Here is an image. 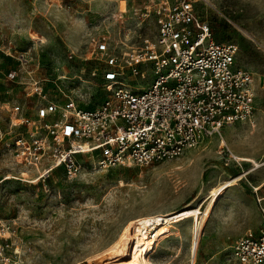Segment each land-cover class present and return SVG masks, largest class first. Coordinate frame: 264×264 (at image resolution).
Masks as SVG:
<instances>
[{
	"label": "rangeland",
	"instance_id": "1",
	"mask_svg": "<svg viewBox=\"0 0 264 264\" xmlns=\"http://www.w3.org/2000/svg\"><path fill=\"white\" fill-rule=\"evenodd\" d=\"M152 1L0 0V216L4 226L12 225L7 250L12 264H102L104 250L133 217L193 207L200 209L201 220L212 189L231 179L203 221L195 255L196 222L190 217L157 233L149 261L238 264L232 243L264 220V0L196 2L215 39L235 43L237 65L254 72V125L225 126L221 137H206L171 160L106 171L88 165L74 180L65 177L63 167L38 178L35 170L15 162L10 144L23 127L11 123L12 106L35 115L45 104L33 95L35 81L48 98H72L85 108L101 104L109 96L104 63L90 41L105 34L119 41L127 30L134 31L129 46L153 37L154 19L136 29L135 17L137 8ZM153 78L150 71L146 79L128 77L125 84L136 90ZM246 158L262 164L252 169Z\"/></svg>",
	"mask_w": 264,
	"mask_h": 264
},
{
	"label": "built area",
	"instance_id": "2",
	"mask_svg": "<svg viewBox=\"0 0 264 264\" xmlns=\"http://www.w3.org/2000/svg\"><path fill=\"white\" fill-rule=\"evenodd\" d=\"M196 2L153 0L137 8L136 29L153 18L156 32L136 46L126 42L133 30L119 41L110 34L92 38V53L103 60L101 74L109 92L94 108L81 107L72 98H48L35 81L33 95L45 104L33 116L20 105L11 108V123L23 127L10 144L15 162L35 170L38 178L63 167L65 177L74 180L88 165L106 171L171 160L206 137H221L225 125H254V72L237 65L235 43L215 39ZM150 71L154 78L147 87L132 90L125 84L128 77L146 79ZM3 222L0 216V262L12 264L7 251L12 225ZM231 248L238 264H264V220Z\"/></svg>",
	"mask_w": 264,
	"mask_h": 264
},
{
	"label": "bare ground",
	"instance_id": "3",
	"mask_svg": "<svg viewBox=\"0 0 264 264\" xmlns=\"http://www.w3.org/2000/svg\"><path fill=\"white\" fill-rule=\"evenodd\" d=\"M246 159L253 162L252 169L262 164L257 158ZM233 180L234 179L228 180L212 189V198L201 220L200 209L193 207H185L176 211L148 210L133 217L124 226L118 238L104 250L103 255H105V257L100 261L102 264H152L148 259V253L153 248L157 233L163 227L173 222L185 220L190 217H193L196 222V235L192 246L195 255L199 244V232L205 217L210 215L212 211L211 205L217 200L219 195H221V192L228 188ZM257 187L259 188L260 185Z\"/></svg>",
	"mask_w": 264,
	"mask_h": 264
},
{
	"label": "crops",
	"instance_id": "4",
	"mask_svg": "<svg viewBox=\"0 0 264 264\" xmlns=\"http://www.w3.org/2000/svg\"><path fill=\"white\" fill-rule=\"evenodd\" d=\"M236 123H245V122H236ZM236 123H234V124H236ZM230 125H233V124H230ZM225 126H228V125H225ZM225 126H224V128H225ZM223 128V129H224ZM220 144V143H219ZM220 146V145H219ZM221 147V146H220Z\"/></svg>",
	"mask_w": 264,
	"mask_h": 264
}]
</instances>
